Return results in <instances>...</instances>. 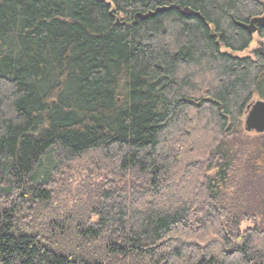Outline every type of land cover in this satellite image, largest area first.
<instances>
[{
  "label": "trees",
  "instance_id": "16d2710c",
  "mask_svg": "<svg viewBox=\"0 0 264 264\" xmlns=\"http://www.w3.org/2000/svg\"><path fill=\"white\" fill-rule=\"evenodd\" d=\"M263 15L0 0V264H264Z\"/></svg>",
  "mask_w": 264,
  "mask_h": 264
},
{
  "label": "water",
  "instance_id": "95a60500",
  "mask_svg": "<svg viewBox=\"0 0 264 264\" xmlns=\"http://www.w3.org/2000/svg\"><path fill=\"white\" fill-rule=\"evenodd\" d=\"M185 13L187 15L191 14L187 10H185ZM238 26L245 30L249 35H253L259 28H264V15L251 19L247 25L238 24ZM214 37L219 38L220 35H215ZM245 113L246 115L243 119L245 131H254L258 134L264 133V102L256 101L251 103L247 106Z\"/></svg>",
  "mask_w": 264,
  "mask_h": 264
},
{
  "label": "rangeland",
  "instance_id": "374dc122",
  "mask_svg": "<svg viewBox=\"0 0 264 264\" xmlns=\"http://www.w3.org/2000/svg\"><path fill=\"white\" fill-rule=\"evenodd\" d=\"M259 49L264 50V38L261 39V38L258 37L257 34H253L252 35V43L250 44V46L248 47V49L246 51L234 53V52H231L230 50L222 49V52L226 53V54L233 55V56H235L237 58H240V59L241 58H246V57H249V58L252 59V58H254V51L259 50ZM256 101H263V100H261L258 96L255 95L252 98L251 103L256 102ZM245 115H246V113H245ZM245 115H244V117H245ZM243 122H244V120H243ZM243 130H245V128ZM245 133L249 134V135H257L258 134V133L254 132V131H250V132H246L245 131ZM251 226H252V223L247 221V222H244L241 225V229H244V228H247V227H251Z\"/></svg>",
  "mask_w": 264,
  "mask_h": 264
},
{
  "label": "flooded vegetation",
  "instance_id": "af4514ba",
  "mask_svg": "<svg viewBox=\"0 0 264 264\" xmlns=\"http://www.w3.org/2000/svg\"><path fill=\"white\" fill-rule=\"evenodd\" d=\"M257 32H258V30H257ZM257 32L255 34H257ZM254 52H257V53H260V54H263L264 55V50H262V49L256 50Z\"/></svg>",
  "mask_w": 264,
  "mask_h": 264
}]
</instances>
